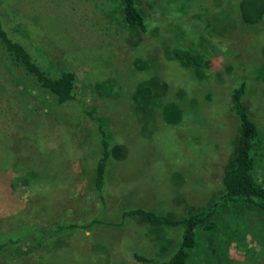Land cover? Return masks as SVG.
Listing matches in <instances>:
<instances>
[{
    "label": "rangeland",
    "instance_id": "374dc122",
    "mask_svg": "<svg viewBox=\"0 0 264 264\" xmlns=\"http://www.w3.org/2000/svg\"><path fill=\"white\" fill-rule=\"evenodd\" d=\"M136 5L143 31L124 23L121 0H0L3 28L51 74L73 73L75 95L114 143L102 206L91 183L98 153L94 123L70 106L20 93L22 85L0 62V238L24 224L96 217L101 222L87 249L114 244L124 250L116 264H152L133 260L129 252L165 258L178 231L155 228L141 217L118 224L119 213L141 207L178 219L216 200L222 174L234 161L232 87L240 80L264 145L261 2L136 0ZM172 47L200 53L201 64L176 60ZM145 89L149 94L142 99ZM262 167L264 156L256 177ZM210 221V231L196 228L187 264H264L262 214L233 206L205 223ZM67 236L21 250L13 259L0 256V264H39L59 254Z\"/></svg>",
    "mask_w": 264,
    "mask_h": 264
},
{
    "label": "trees",
    "instance_id": "16d2710c",
    "mask_svg": "<svg viewBox=\"0 0 264 264\" xmlns=\"http://www.w3.org/2000/svg\"><path fill=\"white\" fill-rule=\"evenodd\" d=\"M259 1L264 6V0ZM121 14L125 24L139 31L145 30L144 16L138 9L136 0H121ZM10 17L16 21L19 20L13 15ZM24 23L27 26L26 31L32 32L33 26L26 21ZM170 54L176 60L192 66H199L202 61L200 53L180 47H172ZM0 62L7 68L13 82L16 84L19 82L22 85L20 93L32 94L33 92L40 94L48 99L51 106H70L72 112H75L74 114H83L89 121L94 123V137L98 153L93 164L91 183L96 202L104 206L106 204L104 190L107 184V172L112 162L111 147L114 143L110 142V137L107 136L99 120L91 114L82 100L75 95L73 73L68 70H61L55 75L51 74L48 68L42 67L35 60L29 48L23 42L12 38L8 34L1 22ZM244 90V80L238 81L232 87V110L237 119L234 161L232 166L222 174L221 193L215 201L202 210L178 219L141 207H129L120 211L118 224H123V221L128 218L141 217L155 228H173L178 231L175 247L167 257L157 259L142 252L131 251L129 254L133 260L152 264H187L190 254L197 244L196 228L203 225V228H207L208 231L213 229L214 223L212 221L208 224L205 222L221 209L233 206L247 207L264 216L263 167L259 176L256 177L257 164L263 160L264 145L261 144L257 127L243 102ZM148 94L149 90L145 89L140 93V96L143 99L147 98ZM8 187L13 189V183H9ZM100 222V219L90 217L85 220H62L42 227L29 224L18 226L15 230L13 229V232L0 238V256L16 258L17 254L22 252L21 250H23V253L32 251V248L40 247L48 240L66 234L68 235V244L64 249L59 254H53V257L49 254L48 257L41 258L39 264H54L53 261H49L51 259H62V264H116L115 258L124 252L119 246L106 244L109 246L103 250L101 249L103 248L101 243L100 245L97 244V247L92 250L87 249V246H90L93 240L91 233L93 227L100 224ZM80 237L85 238V245L79 244Z\"/></svg>",
    "mask_w": 264,
    "mask_h": 264
}]
</instances>
